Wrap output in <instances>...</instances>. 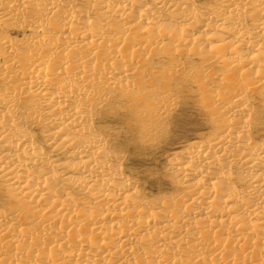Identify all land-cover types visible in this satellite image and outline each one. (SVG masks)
<instances>
[{"label":"bare ground","instance_id":"1","mask_svg":"<svg viewBox=\"0 0 264 264\" xmlns=\"http://www.w3.org/2000/svg\"><path fill=\"white\" fill-rule=\"evenodd\" d=\"M0 264H264V0H0Z\"/></svg>","mask_w":264,"mask_h":264},{"label":"rangeland","instance_id":"2","mask_svg":"<svg viewBox=\"0 0 264 264\" xmlns=\"http://www.w3.org/2000/svg\"><path fill=\"white\" fill-rule=\"evenodd\" d=\"M21 34V33H20ZM19 34V35H20ZM196 97L188 95L184 98V102L179 106L177 113L173 115L172 129L174 131V139L176 144L163 146L160 150L154 152H144L135 158L129 168L132 172L138 174V179L146 184L147 191L152 194L158 191H171V181H168L166 176H169V157L171 152L178 148L180 143L188 144L194 142L199 132H202L204 114L198 110L193 102ZM187 101V102H186ZM172 135V133L170 134ZM174 142V143H175Z\"/></svg>","mask_w":264,"mask_h":264}]
</instances>
